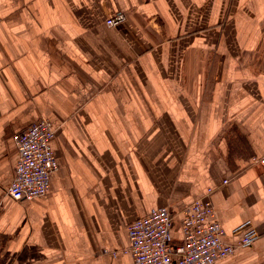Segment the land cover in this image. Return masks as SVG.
Wrapping results in <instances>:
<instances>
[{"label": "crops", "instance_id": "0c3cea01", "mask_svg": "<svg viewBox=\"0 0 264 264\" xmlns=\"http://www.w3.org/2000/svg\"><path fill=\"white\" fill-rule=\"evenodd\" d=\"M42 118L58 169L15 201ZM263 157L264 0H0V264H133L130 223L169 208L177 247L210 189L228 243L259 232L215 264H264Z\"/></svg>", "mask_w": 264, "mask_h": 264}, {"label": "built area", "instance_id": "2783aa9c", "mask_svg": "<svg viewBox=\"0 0 264 264\" xmlns=\"http://www.w3.org/2000/svg\"><path fill=\"white\" fill-rule=\"evenodd\" d=\"M127 20L117 14L106 20L110 28ZM55 129L52 122L42 118L29 129L14 136L19 152L15 178L7 194L15 201L46 196L50 191L51 175L58 169L53 148ZM264 164V157L262 158ZM227 183L226 181L224 182ZM196 200L186 211L183 220V243L174 247L173 215L163 207L128 226L130 254L133 264H215L232 255L236 248L248 247L259 239V232L245 223L233 231L235 244L225 240V230L217 221L216 210L209 198Z\"/></svg>", "mask_w": 264, "mask_h": 264}]
</instances>
